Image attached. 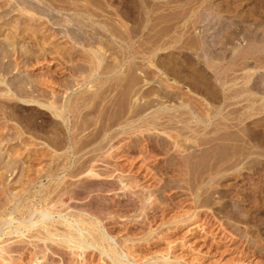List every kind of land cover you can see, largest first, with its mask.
Listing matches in <instances>:
<instances>
[{"label":"rangeland","instance_id":"rangeland-1","mask_svg":"<svg viewBox=\"0 0 264 264\" xmlns=\"http://www.w3.org/2000/svg\"><path fill=\"white\" fill-rule=\"evenodd\" d=\"M0 264H264V0H0Z\"/></svg>","mask_w":264,"mask_h":264}]
</instances>
